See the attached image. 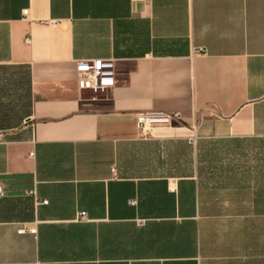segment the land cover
<instances>
[{
	"label": "crops",
	"instance_id": "1",
	"mask_svg": "<svg viewBox=\"0 0 264 264\" xmlns=\"http://www.w3.org/2000/svg\"><path fill=\"white\" fill-rule=\"evenodd\" d=\"M0 188V264H264V0H0Z\"/></svg>",
	"mask_w": 264,
	"mask_h": 264
},
{
	"label": "built area",
	"instance_id": "2",
	"mask_svg": "<svg viewBox=\"0 0 264 264\" xmlns=\"http://www.w3.org/2000/svg\"><path fill=\"white\" fill-rule=\"evenodd\" d=\"M75 69L77 71V84L80 89L90 90L94 95L105 93L116 84V68L114 61L111 59L78 60ZM136 115L137 126L142 130L151 126H169L175 121L178 123L181 121V115L177 111L172 113L163 110H147ZM1 192L0 188V194ZM82 215H84V212L81 213ZM23 231L34 235L37 229L34 227L21 228L18 233Z\"/></svg>",
	"mask_w": 264,
	"mask_h": 264
},
{
	"label": "water",
	"instance_id": "3",
	"mask_svg": "<svg viewBox=\"0 0 264 264\" xmlns=\"http://www.w3.org/2000/svg\"><path fill=\"white\" fill-rule=\"evenodd\" d=\"M177 124H179V123H178V122H176V121L172 123V125H174V126H175V125H177Z\"/></svg>",
	"mask_w": 264,
	"mask_h": 264
}]
</instances>
